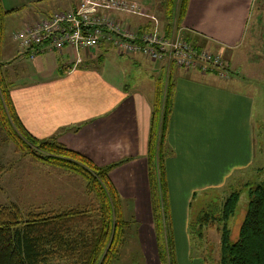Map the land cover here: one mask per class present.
I'll return each instance as SVG.
<instances>
[{"label":"crops","instance_id":"0c3cea01","mask_svg":"<svg viewBox=\"0 0 264 264\" xmlns=\"http://www.w3.org/2000/svg\"><path fill=\"white\" fill-rule=\"evenodd\" d=\"M132 1L141 6L142 12H120L119 18L128 19L130 25L163 30L162 16H156L161 15V0ZM78 2L0 0L4 10L19 11L27 23ZM248 2L186 0L178 25L185 39L196 47L227 55L244 34ZM107 49L111 48L44 52L39 56L54 54L57 65H39L37 79L26 82L19 81L15 73L13 83L8 78L9 96L19 121L32 136L54 137L97 166L121 162L109 172L114 173L112 184L116 192L132 198L135 215L143 217L135 219L140 244L146 242L147 227L148 257L153 264H160L153 246L145 160L156 80L171 83L163 167L171 232L175 239L174 230H181L179 239L185 245L189 202L203 191L212 192L230 182V177L242 173L254 161L252 103L248 94L232 88L228 74L218 78L214 72H182L138 55L126 59L132 65L146 64L150 68L152 86L144 91L138 87L126 91L107 70L100 72L103 65L95 64L104 60ZM115 71L122 75L121 68Z\"/></svg>","mask_w":264,"mask_h":264},{"label":"trees","instance_id":"16d2710c","mask_svg":"<svg viewBox=\"0 0 264 264\" xmlns=\"http://www.w3.org/2000/svg\"><path fill=\"white\" fill-rule=\"evenodd\" d=\"M174 1L160 2L164 36L179 27L185 7L186 0ZM10 12L0 4V59L3 18ZM4 65L0 61V129L4 138L12 143L18 154L79 177L84 182L85 194L92 195L94 203L90 208L26 214L13 204L0 205V264H111L113 260L117 261V249L124 244L125 230L130 231V228L123 218L120 200L108 173L121 162L97 166L54 137L40 139L28 133L11 103V84L3 70ZM170 87L169 80L164 84L162 79L155 82L145 152L152 232L160 264L176 263L163 167ZM248 195L246 210L233 242L229 241L226 223L237 202L236 192L224 199L218 211L212 207L197 218L199 231L208 222L209 226L216 224V233L219 232L217 264H264V176L248 190ZM131 222L137 224L136 220Z\"/></svg>","mask_w":264,"mask_h":264},{"label":"rangeland","instance_id":"374dc122","mask_svg":"<svg viewBox=\"0 0 264 264\" xmlns=\"http://www.w3.org/2000/svg\"><path fill=\"white\" fill-rule=\"evenodd\" d=\"M20 10H23V7ZM156 16L161 18L160 14ZM246 19L244 34L239 44L230 53L226 55L214 53L209 49L205 50L218 55L228 65V75L233 81L232 88L250 96L254 161L242 173L230 177V182H225L215 191H203L189 202L186 222L187 245L179 239V235L182 236L181 230H174L175 239L172 234L175 264H217L219 232L216 233V224L209 226L210 222H208V225H203L199 231L197 218L201 213H207L212 207L218 211L224 199L230 193L236 192L237 202L226 223L229 241L233 242L246 210L249 199L248 190L260 182L264 176V0H249ZM28 24L30 23L23 20L19 11L10 12L3 18L0 61L5 63L3 70L11 83L14 81L15 73L19 75V81L26 82L37 79L36 70L39 69V65L43 68L57 65L54 54L39 56L34 61L25 58L12 40V33ZM103 54L104 60L101 58V61L95 64L103 65V68L100 67V72L104 73L107 70L111 73L112 79L119 81H117L118 85H123L124 90L144 91L152 86L150 76L153 72L150 68L146 64L132 65L126 59H132L134 55L120 56L113 49H107ZM118 67L121 68L122 75L115 71ZM108 178L112 183L114 173H108ZM118 192L122 215L129 222L130 231L128 228L125 230L124 244L117 249L118 260H113L111 264H153L148 257L150 251L147 243V224L142 223V226L146 227L144 231L147 232V236L146 242H142L141 246L140 235L137 232L139 225L131 221L136 217L140 221L143 217L135 215L131 204L132 198L121 191ZM92 203L94 198L92 195L85 194L83 180L60 169L44 165L30 156L18 154L14 151L12 143L4 138L0 129V205L13 204L22 214H26L90 208ZM155 245L154 243V249Z\"/></svg>","mask_w":264,"mask_h":264},{"label":"built area","instance_id":"2783aa9c","mask_svg":"<svg viewBox=\"0 0 264 264\" xmlns=\"http://www.w3.org/2000/svg\"><path fill=\"white\" fill-rule=\"evenodd\" d=\"M120 12L139 13L142 9L132 0H79L69 9L56 10L24 25L11 38L29 60L44 51L109 46L121 56L138 55L182 72H214L218 78L228 74L227 64L185 39L181 27L164 36L156 28L130 25L128 19L119 18Z\"/></svg>","mask_w":264,"mask_h":264}]
</instances>
